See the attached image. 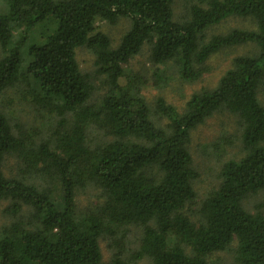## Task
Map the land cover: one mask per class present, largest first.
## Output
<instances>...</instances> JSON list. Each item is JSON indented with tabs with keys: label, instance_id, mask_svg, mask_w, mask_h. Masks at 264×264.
<instances>
[{
	"label": "trees",
	"instance_id": "1",
	"mask_svg": "<svg viewBox=\"0 0 264 264\" xmlns=\"http://www.w3.org/2000/svg\"><path fill=\"white\" fill-rule=\"evenodd\" d=\"M6 1L0 92L24 83L32 103L59 120L51 140L35 143L0 111V202L8 200L11 216L31 209L28 218L0 227V264H129L119 253L104 262L99 239L131 225L143 227L133 260L215 264L212 256L235 243L236 264H264V213L242 204L264 190V0H192L183 18L175 17L174 0ZM231 16L250 18L254 28L210 32ZM121 18L131 26L112 47L96 21ZM38 25L44 29L31 40ZM146 44L153 63H174L189 81L222 48L252 44L256 51L233 57L217 83L194 92L179 112L162 97L151 109L138 75L125 72ZM84 45L109 86L98 108L76 60ZM217 112L233 118V133L219 138L238 140L240 153L223 162L218 184L199 200L188 145L191 132ZM89 130L101 139H89ZM9 157L23 164L22 177L5 174ZM47 179L57 184L56 196ZM87 186L103 200L79 214L76 194ZM191 206L192 219L185 212Z\"/></svg>",
	"mask_w": 264,
	"mask_h": 264
},
{
	"label": "rangeland",
	"instance_id": "2",
	"mask_svg": "<svg viewBox=\"0 0 264 264\" xmlns=\"http://www.w3.org/2000/svg\"><path fill=\"white\" fill-rule=\"evenodd\" d=\"M192 0H174V15L176 18H183L187 15L188 4ZM7 9V1L0 0V13ZM131 21L127 18H121L116 23H110L106 20L97 19L96 30L105 33L112 47H115L124 33L130 28ZM233 28H254L250 18H242L231 16L223 22L216 25L210 32L225 33ZM44 29L43 25H38L32 32L30 39L38 40L39 35ZM150 45L146 44L142 50L132 57L123 65L126 74H136L140 79V87L143 96L153 109L155 101L158 97H162L167 103L173 105L179 112H183L185 104L194 92L202 89L212 88L230 67L233 57L254 53L255 46L252 44H243L222 48L216 54L212 55L207 61V70L202 76L195 80H184L178 73V67L174 63L156 64L149 58ZM4 55V50L0 47V58ZM76 60L79 69L86 74L94 86L91 102L96 108L101 104L102 98L109 93V86L105 83L103 75L97 72L95 64V55L87 46H80L76 49ZM131 75V76H132ZM121 84H125V78L120 80ZM28 86L24 83L8 87L0 92V111L8 116L13 125H21V130L31 134L33 142L51 140L53 131L59 118L56 115L49 114L46 109L35 106L29 97ZM264 91V89H263ZM261 98L264 102V92H261ZM66 125H71L73 117L66 114ZM157 125L166 123L165 119L160 120L156 116H152ZM231 116H225L223 112L214 113L207 121L191 132V138L188 145L189 151L193 158L194 166L199 175L194 182L195 190L202 200L208 192L218 184V173L223 162L238 156L240 153L239 141L225 144L219 136L229 137L235 126L229 121ZM233 119V118H232ZM224 132V133H223ZM96 133L89 130L88 137L92 141H98ZM235 134V133H234ZM233 134V135H234ZM98 139V140H97ZM224 139V140H225ZM231 139V138H230ZM218 142V143H217ZM214 144V145H213ZM216 144H218L216 146ZM214 146V147H213ZM23 164L17 158L9 157L4 172L9 177H22L24 175ZM45 185H51L53 195H57L58 186L56 183H50V180H44ZM98 190L92 186L78 189L76 194V208L79 214L86 213L96 209V206L103 200L98 194ZM8 200L0 202V227L9 225L15 220L28 218L31 209L25 206L21 213L17 216H11L5 210ZM242 204L249 212L260 211L264 213V190H260L255 194L246 196ZM192 219V206L185 211ZM143 227L137 225L128 226L127 229H120L112 234H105L99 239L102 260L109 262L116 254L124 259H128L129 264H153L152 260L144 257L142 259L133 260L131 256L139 248ZM235 246L233 243L230 249L215 253L212 259L215 264H236L231 248Z\"/></svg>",
	"mask_w": 264,
	"mask_h": 264
}]
</instances>
